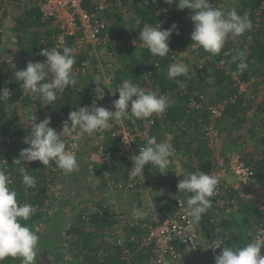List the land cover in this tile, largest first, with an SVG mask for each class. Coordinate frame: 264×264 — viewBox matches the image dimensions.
<instances>
[{
  "label": "trees",
  "instance_id": "obj_1",
  "mask_svg": "<svg viewBox=\"0 0 264 264\" xmlns=\"http://www.w3.org/2000/svg\"><path fill=\"white\" fill-rule=\"evenodd\" d=\"M128 5V14L131 19L128 23L123 15H118L119 20L117 28L113 31L116 36L122 40L139 41V32L144 23L155 26L163 18L162 11L169 9L170 19L166 22L163 30L170 28L173 24L177 25L176 31L170 37V52L164 58L153 56L148 49L137 46L109 45L107 52H116L117 67L114 69V84L118 88L123 81L128 80L139 87L150 81L152 84L160 83L165 89L170 90L166 99L168 107L165 111V117L157 120L155 125V135L158 142H163V137L169 134L173 146L177 149L180 157L179 163L182 173L192 172L199 174L200 172H210L215 166V157L213 150L208 146L209 141L203 137L198 126V118L202 117L203 122L208 121V114L205 111H193L187 114L189 98L193 91L205 93L208 103H216L226 97L235 95L237 89L234 87L232 78L233 73H238L243 80H249L251 76H256L257 70H260L264 76V0H241L238 6L239 14L247 13L252 23L249 33H245L237 40H227L224 48L219 55L209 56L213 59L211 63L192 67L186 62L185 54L191 50H198V54H204L202 49L194 47L191 40L193 31V23L189 18L190 10H179L176 4L168 5L165 0H148L145 4L144 0H123ZM214 7L220 8L222 0H210ZM16 6L21 14L16 19L14 30L18 33L17 39L20 46V52L29 61L39 62L44 57L39 53L45 48L49 49L51 45V32L46 30L45 24L40 21V1L38 0H0V10L4 9L2 17L0 16V28L7 16L10 7ZM241 7V8H240ZM221 9V8H220ZM0 32V41L2 38ZM44 39L47 43L44 44ZM71 47L75 56V64L73 69L79 65L88 56L84 52L78 53ZM237 50L245 52L243 63L245 67H238L239 61L233 62L232 57ZM113 56V55H112ZM156 61L162 65V72L159 77L146 78L143 75L144 66H152ZM173 63L185 65L189 69L188 76H181L175 79L168 78L169 66ZM229 72V73H228ZM228 73V74H227ZM77 84L73 87H67L63 94L58 95L57 100L52 105L44 106L36 94L24 95L20 85L22 81H16L15 75L0 71V90L8 88L9 90L18 88L19 90L9 97L8 101H0V135L7 138H14L10 144H7L9 151L6 154L7 163L0 164V170H4L10 174L12 182L9 186L17 192V201L19 204L28 203L35 208L34 215L27 222V226L31 228L39 236L38 246H46L49 239L56 241L51 236L54 229V223L59 217L64 219L62 212H55L53 215L49 210L52 208L51 191L55 184V179L61 174L53 172L50 162L48 166L42 165L39 161L24 162L15 164L14 160L19 158L22 149L28 147L23 142L24 138L29 135L31 124H23L18 115L19 107H23L27 113L35 115L37 122L50 117V127L54 130H62V114L65 111H75L80 106H86L91 100L90 88L92 78L88 76L77 77ZM179 80L181 83H177ZM257 81V80H256ZM256 83V82H255ZM252 108L251 103H247L246 96H242L235 103L229 104L226 108L225 116L219 120L220 132L222 129L231 126V121L244 123L246 112ZM258 108L264 111V99L258 103ZM241 113V114H240ZM187 118L188 130L184 131V140H180L178 131L179 123ZM253 123L258 124L253 120ZM257 129L253 126L250 129L255 134ZM195 134H198L197 136ZM201 137L202 143L198 148H193V144L198 143ZM65 140V136L62 137ZM264 143V136L261 138ZM66 142V141H65ZM106 150L113 155L111 161H107L106 168L111 173H125L130 166V161L126 157L116 158V151H121L119 141L106 137ZM245 148L239 150L243 156L254 163L255 182L254 188L250 186L244 188L246 198L238 195L235 204L226 203L223 208L216 210L210 209L207 214L202 215L200 219L201 230L209 242L216 241L221 238L224 241L231 242L233 248L241 247L247 244L250 238V231L264 221L263 211L255 203L253 197L255 190L258 188V202L264 200V157L256 158L253 154L245 152ZM103 164H99L98 169L102 174ZM26 167L29 175L36 179L35 188H25L22 182L20 168ZM153 168L151 165L145 167L148 182L153 177ZM184 178V177H183ZM182 178V179H183ZM177 180V179H175ZM184 194V193H180ZM229 197L235 195V192L229 193ZM244 195V194H243ZM228 196L224 199H228ZM176 201L165 200L159 207L162 212H169ZM98 208L85 213L79 211L72 215V221L68 224L65 236L59 240L67 243L68 249L72 251L75 258L70 261L65 259V255L58 247H53L50 254L53 259L45 263L44 258L49 255L47 250H43L41 254L44 256L42 264H128L122 259L121 251L117 245L118 236L115 230L120 227V222L116 214L109 209H105L102 203H98ZM214 219V221H211ZM220 219V221H218ZM45 222V230L39 231L40 225ZM22 224L25 222L21 221ZM238 226L240 232L237 234L232 231V226ZM227 230H222L221 227ZM124 235L131 237L135 235L140 237L137 228L125 226ZM133 251V260L131 264H149V256L151 251L145 247H140L139 242L130 245ZM180 248V247H179ZM264 255V248L261 250ZM46 259V258H45ZM37 260L38 257H37ZM4 262V261H3ZM5 263V262H4Z\"/></svg>",
  "mask_w": 264,
  "mask_h": 264
},
{
  "label": "clouds",
  "instance_id": "obj_2",
  "mask_svg": "<svg viewBox=\"0 0 264 264\" xmlns=\"http://www.w3.org/2000/svg\"><path fill=\"white\" fill-rule=\"evenodd\" d=\"M147 2L148 0H144L145 4ZM165 3H175L179 10H190L189 18L194 26L190 37L191 45L211 56L219 55L228 39L240 37L252 27L247 13L238 14L235 8L225 11L214 7L210 0H165ZM174 31L179 34L176 24L162 30L160 23L156 26L144 23L139 39L151 55L164 58L170 52L169 40ZM73 52L68 46H64L62 50L45 48L39 53L46 58L44 62L29 61L25 69L16 71L15 80L23 82L20 87L24 95L36 94L42 104L47 106L52 105L67 87L75 86L77 79L73 65L76 60ZM244 58L245 52L237 50L232 61H239L238 67L243 68ZM188 74L187 66L173 63L169 66L167 75L169 79H175ZM94 81L97 87L94 89L92 106H80L70 112L61 131L49 126L50 117L40 122H36L35 115L31 117L30 133L23 141L28 147L21 150L19 158L14 160L15 164L39 161L48 166L50 162H54L64 174H71L78 170L79 165L76 155L66 148L62 137L71 136L77 129L80 134L92 135L110 129L113 124L123 126L126 120L134 123L136 120L148 119L154 114L165 112L168 107L166 97L160 95L158 90L146 92L128 80L123 81L115 92L111 90L113 95L119 93L118 99L112 102L114 111L96 106V100H102L105 96L100 85H106L99 80ZM177 83L181 82L177 80ZM9 97L8 88L0 90V101H8ZM174 152L171 144L157 142L155 136L149 137L139 153L131 157L133 167L129 171L130 179L140 177L144 180L147 165L166 174L169 157ZM20 173L26 189L36 187V179L28 174L26 167L20 168ZM181 174L184 178L179 180L177 188L179 193L187 194L186 215L191 218L188 224V230H191L211 208V197L216 194L219 178L204 172L180 173L177 176ZM34 213L32 205L18 203L17 192L9 186L8 175L0 170V264L8 257L19 258L21 264H37L39 236L27 226ZM133 215L140 216L142 213L135 209ZM21 221L25 223L22 224ZM223 243V239L217 238L211 246L213 251L220 249V253L214 257L215 264H264V255L261 254L264 248V230H260L256 237L241 247H221Z\"/></svg>",
  "mask_w": 264,
  "mask_h": 264
},
{
  "label": "built area",
  "instance_id": "obj_3",
  "mask_svg": "<svg viewBox=\"0 0 264 264\" xmlns=\"http://www.w3.org/2000/svg\"><path fill=\"white\" fill-rule=\"evenodd\" d=\"M38 1H40V21L45 24L46 30H52L49 50L53 48L62 50L64 46H68L72 42L75 51L78 53L84 52L88 56L87 59H84L73 69L77 77L88 76L92 78L90 88L91 100L86 106H92L95 99L94 89L97 87L94 80H99L105 83L106 87L110 88V90L102 84L100 85L104 89L105 96L102 100H96V106L106 107L114 111L112 102L119 97L118 92L115 95L111 93V90L115 92L117 89L113 78L115 68L111 65H106L103 58L108 55L116 58L118 54L116 52L112 54L107 52L108 46L133 45L146 49L142 41L122 40L113 32L119 23L118 15H123L128 21V5L123 0ZM3 11L4 9L0 10L1 17ZM162 13L163 18L156 25L160 23L163 30L171 14L168 8H165ZM43 42L46 44V39ZM45 59L44 57L39 62H44ZM161 72L162 65L159 61H156L152 66L143 67V75L146 78L159 77ZM232 78L233 85L237 89V92L233 96L226 97L216 103H208L206 94L195 90L189 98L187 114H191L193 111H205L208 114V121L206 123L203 122L202 117L198 118V126L203 137L207 140L212 141L219 138L221 132L218 123L225 116L226 108L229 104L235 103L238 98L244 95L246 98L254 99L255 95L252 93L251 87L257 80L255 76H251L249 80H243L238 73H233ZM18 90V88L9 90L10 96ZM156 90L159 91L160 95L165 97L170 92V90L165 89L160 83H151L150 91ZM70 112L65 111L62 114V126L63 122L68 119ZM163 117H165V112L158 115L154 114L148 119L136 120L134 123L131 120H126L123 126L113 124L110 129L98 131L94 135V146L96 152L102 157V173L108 187H114L119 191H134L138 188L146 187L148 180L145 169L144 180L140 177L130 179L129 171L133 167L131 157L139 153V149L145 145L149 137H156L155 125L157 120ZM69 126L71 125L69 124ZM179 127L178 135L181 137L180 140L183 141L185 138L184 131L188 130L187 118L180 121ZM85 136L86 134H80L78 129L71 136H65L66 148L74 152L76 159L80 155L81 141ZM106 137L119 141L121 151H116L114 157H126L129 159L131 164L127 174L111 173L106 168L105 164L107 161L113 159L111 152L105 148L104 141ZM13 140L15 139H6L0 135V164L7 163L6 154L9 151L7 144H10ZM173 148L175 150L174 154L178 153L177 149ZM52 170L57 173L61 171L56 165H52ZM205 173L216 175L219 178L216 194L211 197V207L214 208L216 205V209L223 208L229 202L235 204L238 195L243 196L245 187L250 186L252 189L254 188V163L246 159L240 151L219 154L215 157V166L212 171ZM7 175L9 183H11L10 174L7 173ZM232 176L237 177L239 181L231 182L229 178ZM232 192H235V195L229 197V193ZM226 196L229 198L224 200ZM186 199L187 194H180L176 197L175 204L169 212L164 213L161 210H156L153 212L151 221L143 219L133 220L122 212H115L121 225L126 222L125 224L127 225L125 226L128 227L129 225L130 227L137 228L140 233L139 238H136L135 235L126 237L121 236L124 234L125 226L122 229L117 228L115 230V234L118 236L117 245L120 248L122 259L131 264L133 251L130 245L137 242V240L140 247H145L151 251L149 264H170L179 261L184 253L188 255L196 254L200 248L201 224L199 220L193 225L191 230H188L191 218L186 215ZM262 211L264 215L263 207ZM211 221H214V219H211ZM260 230H264V221L255 227L251 240L258 235Z\"/></svg>",
  "mask_w": 264,
  "mask_h": 264
},
{
  "label": "rangeland",
  "instance_id": "obj_4",
  "mask_svg": "<svg viewBox=\"0 0 264 264\" xmlns=\"http://www.w3.org/2000/svg\"><path fill=\"white\" fill-rule=\"evenodd\" d=\"M240 1L241 0H222L220 8L225 11L235 8L238 12L237 8L240 5ZM262 3H264V1ZM7 12L8 14L4 17V21L0 28V32L3 34L0 41V70L4 71V73L15 75L16 71L23 70L27 66V59L20 52V46L17 39L18 33L14 30L16 19L20 16L21 11L16 6H13L10 7ZM130 19L131 17L128 14V23L130 22ZM249 31H251V29L245 33H249ZM230 39L235 41L237 40V37ZM209 56L210 54L205 52L204 54L199 55L198 50L195 49L185 54V59L192 67H196L213 62V59H210ZM103 61L106 65H111L114 68H116L118 64L116 58H112L109 55L108 57L103 58ZM256 76L257 81L255 86L251 88L252 93L255 95L254 99L246 98L247 103L252 104V108H250L243 116L246 117V120L242 124H238L235 120H233V122L231 121V126L221 130L219 138L209 141L208 146H212L213 157H217L219 154L226 152L239 151L243 148L246 149L245 152L253 154L256 158L264 157V143H262L260 139L264 136V111L258 108V103L264 99V76L261 75L260 70H257ZM150 87L151 82L148 81L140 88L148 92L150 91ZM18 115L23 124H31L32 113H27L23 107H19ZM253 120L258 124L256 125V123H253ZM253 126L257 129L255 134L250 131ZM195 135L197 136L198 134ZM93 136L94 133L92 135L87 134V138L82 139L81 141L83 143H81L82 146L80 147L79 156L82 155L83 160H79V157L77 158V162L79 161L78 170L67 175L61 174L55 179V184L51 191L53 206L49 211L53 215L55 212H62L64 219L59 217L54 223L55 226L51 236L55 238L56 241L49 239L47 241L49 242L48 245L38 246L37 257L39 260H37V264H42L39 263V261L44 257L41 254L44 252L43 250H47L49 253V255L45 257L46 259L44 258L45 263L48 262V259H53V255L50 254V251L54 250L53 247L56 246L58 247V250L63 252L65 259L70 261L72 258H75L72 251L68 249L67 243H64V241L61 242L59 239L65 236L68 224L72 221V215L79 211L87 214L97 209L98 203H102L105 209L122 211L123 208L121 209L120 206L117 205V201L121 197H129L139 204L136 205L135 208L139 209L141 213L145 215L160 210L159 207L165 200L170 201L180 195L177 184L179 180H182L183 175L181 174L180 176H177V174L182 173L178 153L169 157V164L165 170L167 172L166 174H161L157 169H154L153 177L147 183L146 187L138 188L134 191H119L114 187H108L104 175L100 174L95 168V154L98 153L94 151L96 149ZM202 141L201 137H199L198 144L202 143ZM163 142H167L173 146L170 135H165V137H163ZM229 180L231 182L239 181L235 176L230 177ZM257 191H259L258 188L255 190L253 199L259 208L262 209V207L264 208V200L261 203L257 200L258 197L260 198L263 196L261 195L263 193L261 192V194H259ZM246 196L247 194L244 193L243 197L246 198ZM114 197L117 198L115 201ZM131 216L133 220L145 219L134 216L133 213ZM146 219L151 221V217H147ZM218 221H220V219ZM45 224V222H42L39 231L45 230ZM221 229L227 230L223 226ZM231 230L235 231L237 234L240 232L239 227L235 225L232 226ZM252 233L253 231H250V237L252 236ZM121 236L125 235L122 234ZM250 240L251 238L249 241ZM214 242L207 241L202 232L199 251L192 255L184 253L179 261H184L183 264H215L214 257L220 253V249H215V251H213L211 246ZM230 245L231 242L228 240V242L224 241L221 247ZM4 262H2V264H21L19 258L12 257L6 258ZM41 262H43V260ZM53 264L56 263L53 262Z\"/></svg>",
  "mask_w": 264,
  "mask_h": 264
},
{
  "label": "crops",
  "instance_id": "obj_5",
  "mask_svg": "<svg viewBox=\"0 0 264 264\" xmlns=\"http://www.w3.org/2000/svg\"><path fill=\"white\" fill-rule=\"evenodd\" d=\"M108 57V56H107ZM1 71V70H0ZM253 86H255V84H253L252 85V87ZM251 87V88H252ZM97 132H95L94 133V135L96 134ZM168 136H169V134H167ZM94 137V136H93ZM85 138H87V134H86V136H85ZM84 138V139H85ZM172 141V140H171ZM81 143H83V142H81ZM85 143V142H84ZM171 143V142H170ZM81 146H82V144H81ZM200 145L198 144V143H194L193 144V148H198ZM211 148V150H213L212 149V146L210 147ZM95 152H96V150H94ZM97 153V152H96ZM226 153H228V152H226ZM95 164H96V166H95V168H96V170H98V172H99V169H98V166H99V164L101 163L102 164V157L99 155V154H95ZM80 158H82V159H80ZM78 160V159H77ZM79 160H83V156L81 155V156H79ZM79 162V161H78ZM77 171V170H76ZM100 173V172H99ZM101 174V173H100ZM102 175H103V173H102ZM121 197V196H120ZM117 198L116 197H114V201L116 200ZM225 200V199H224ZM218 202H220V201H218ZM223 203V202H222ZM117 205H119L120 206V208L122 209L123 208V210L122 211H113V210H110V211H113L114 213L115 212H122V213H124V214H126L128 217H131L132 218V213L134 212V210L135 209H137V208H135V206L136 205H139L137 202H135L134 201V199H131V198H129V197H121L118 201H117ZM213 206H214V204H213ZM216 206V205H215ZM215 206H214V209H216L215 208ZM213 207H211V209H212ZM118 210V209H117ZM216 210H219V208L218 209H216ZM151 217L152 218V216H153V212H151V213H147V214H142V215H140V216H138L139 218H145V219H143V220H145V221H147L148 219H146L147 217ZM126 223V222H125ZM125 223H122V225H121V223H120V227H119V229H122V228H124V226L125 225H127V224H125ZM183 262L184 261H179V263H178V261H176V262H174L175 264H183Z\"/></svg>",
  "mask_w": 264,
  "mask_h": 264
}]
</instances>
